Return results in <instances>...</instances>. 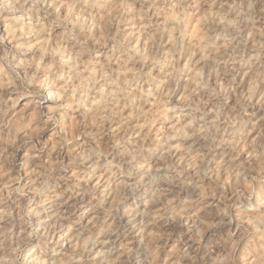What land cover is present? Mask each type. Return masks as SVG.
<instances>
[{"label": "clouds", "instance_id": "1", "mask_svg": "<svg viewBox=\"0 0 264 264\" xmlns=\"http://www.w3.org/2000/svg\"><path fill=\"white\" fill-rule=\"evenodd\" d=\"M0 264H264V0H0Z\"/></svg>", "mask_w": 264, "mask_h": 264}]
</instances>
